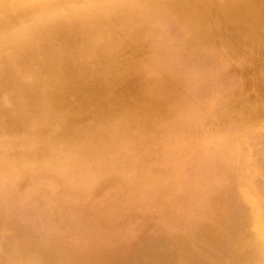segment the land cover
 <instances>
[{
	"label": "rangeland",
	"instance_id": "374dc122",
	"mask_svg": "<svg viewBox=\"0 0 264 264\" xmlns=\"http://www.w3.org/2000/svg\"><path fill=\"white\" fill-rule=\"evenodd\" d=\"M173 23L161 19L170 36L156 43L172 82L154 84L171 115L137 134L138 154L121 151L74 176L31 167L19 182L0 173V264H239L226 250L245 234L239 190L261 164L264 123L234 122L225 107L264 105V72L231 55H185ZM178 77L183 92L173 88ZM251 186L260 192L264 177ZM216 228L233 242H213Z\"/></svg>",
	"mask_w": 264,
	"mask_h": 264
},
{
	"label": "bare ground",
	"instance_id": "6f19581e",
	"mask_svg": "<svg viewBox=\"0 0 264 264\" xmlns=\"http://www.w3.org/2000/svg\"><path fill=\"white\" fill-rule=\"evenodd\" d=\"M161 19L183 30L185 55H231L264 72V0H0V173L19 182L31 167L74 176L121 151L138 154L137 134L171 115L154 90L156 79L173 76L157 59L159 36H170ZM225 111L243 125L264 123L262 104L233 102ZM261 157L239 190L245 234L226 250L239 264H264V188L251 186L264 177ZM212 240L234 237L216 228Z\"/></svg>",
	"mask_w": 264,
	"mask_h": 264
}]
</instances>
